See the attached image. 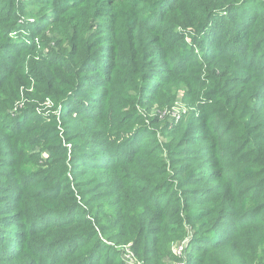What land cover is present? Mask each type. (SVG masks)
Instances as JSON below:
<instances>
[{
    "label": "trees",
    "instance_id": "trees-1",
    "mask_svg": "<svg viewBox=\"0 0 264 264\" xmlns=\"http://www.w3.org/2000/svg\"><path fill=\"white\" fill-rule=\"evenodd\" d=\"M179 86L202 110L198 157L167 139L189 124L150 114ZM120 178L136 199L103 225L87 208ZM129 242L139 264L264 247V0H0V264H126Z\"/></svg>",
    "mask_w": 264,
    "mask_h": 264
},
{
    "label": "rangeland",
    "instance_id": "rangeland-1",
    "mask_svg": "<svg viewBox=\"0 0 264 264\" xmlns=\"http://www.w3.org/2000/svg\"><path fill=\"white\" fill-rule=\"evenodd\" d=\"M21 2L26 3L27 0H21ZM29 18H31L29 19L30 21H33V22L35 21L33 16H30ZM45 39L46 41L51 42L50 35H44L40 40L43 42ZM184 40L188 46L190 45L189 48L194 49L193 53L199 57L200 51L198 49H195L196 45L193 44L194 42L192 38L187 36ZM38 41L39 40L36 38V42ZM33 85H34V82L32 81L31 87L29 88L30 92L33 88ZM25 90L26 88L23 86L21 88V91H23V95L25 97L22 95V97L15 102L14 106L11 109H9L8 113L10 114L11 118H14L15 115H18L21 112V108L23 107L21 104L22 101L28 99V97H26ZM203 93H205V90H203ZM192 95H194V92L192 90L179 86V88H177L176 90L174 101L169 109L162 110V109H157L153 107L152 110L150 111V114L151 113L159 114L162 122H167V124H169L170 127H173V124L180 122V121L181 122L183 121L184 124H189V127L187 131L185 132V134H183L184 133L183 130H180L179 132H173L171 130L166 131L167 139H170L171 141L175 140V143H178V144H181V143L189 144L188 146L194 149L195 151V153L189 157H198L199 152L203 150V145L206 142L200 141L199 139L201 135L200 133L201 127H200V124L198 123H200L201 121L199 119H200L202 110L196 104H194L193 106H190ZM203 99L205 102H207V99L205 97H203ZM39 108H42L43 114H46L50 112L51 106L41 105L38 107V110ZM91 108H94V106H91L90 109ZM137 109L139 110V112L143 111V109L140 106H137ZM182 138L184 139L182 140L183 142L180 141ZM185 141H188L189 143H185ZM37 149H38V152H42L41 146H38ZM99 151L101 152L100 153L101 155H104V157L114 158L113 153L104 152L103 150H99ZM45 154L47 155L48 151L44 152V155ZM100 154L94 155L92 156V158H96ZM185 159H189V158L179 159L180 165H184ZM193 163H194L193 164L194 168L196 167L198 169H201V167L204 165V160H196ZM6 166L10 170V165H6ZM98 173H99L98 171L97 172L88 171L87 175L96 176ZM101 175L102 174H99V176ZM118 181H119V185L114 190L117 193L116 195L112 196V191L110 188H100V190L97 189V191H95L94 193H98V195L94 196L95 197L94 202L92 203V205H90V207L87 208V209L91 208L94 212V215L95 216L97 215L101 218L103 225L108 224L109 218L111 217V215L116 216V212L118 211V209L123 208L124 204L128 206L129 204H132L134 202V199H136L135 195L132 192V188H131L132 182L127 179H122V178L118 179ZM152 181H150L147 184V186L149 187L150 190L154 191V189L160 186L161 180L153 179ZM209 183L210 182L206 178L204 182L195 184L194 186H192L191 189L205 188L209 186ZM79 202H80L79 204L81 205L83 204L84 201L80 200ZM229 224L230 223L226 224V226L220 229L218 233H221L222 235L228 234L230 231V228H228ZM117 227L118 226H116L112 230H109L112 232L113 237H115V241L117 240V237L115 236L114 233ZM108 236L109 235H107V237ZM231 240H234L235 243H241V238H238V237L237 238L233 237V239ZM130 245H131V242H129L128 244L119 245L118 248L124 251H128L129 253ZM182 245H185V244H182ZM182 245L177 244L173 248L174 254L180 257V259L172 260L171 258H167L165 264H185L186 257H185L183 249L180 247ZM252 251H253L252 252L253 254L250 258L254 259V264H264V247L256 246L254 247ZM226 253H231L233 255V258H234L233 261H236V260L240 261L243 258V256L240 255L241 248L229 249L226 251ZM244 255L247 256L246 254ZM126 262H129L127 264H139L137 261L132 262V261L126 260Z\"/></svg>",
    "mask_w": 264,
    "mask_h": 264
},
{
    "label": "built area",
    "instance_id": "built-area-1",
    "mask_svg": "<svg viewBox=\"0 0 264 264\" xmlns=\"http://www.w3.org/2000/svg\"><path fill=\"white\" fill-rule=\"evenodd\" d=\"M180 247L183 249L185 247V245L180 246ZM126 257H127V260H129V261H132V262L135 261L131 252H129L128 255H126ZM127 263H129V262H126V264Z\"/></svg>",
    "mask_w": 264,
    "mask_h": 264
}]
</instances>
